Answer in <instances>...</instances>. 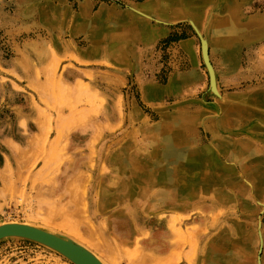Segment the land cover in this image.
I'll list each match as a JSON object with an SVG mask.
<instances>
[{
    "label": "rangeland",
    "instance_id": "obj_1",
    "mask_svg": "<svg viewBox=\"0 0 264 264\" xmlns=\"http://www.w3.org/2000/svg\"><path fill=\"white\" fill-rule=\"evenodd\" d=\"M53 1L0 0V224L61 233L106 264H215V248L264 264V32L251 25L264 0L239 4L230 51L214 0L180 21L135 8L148 0H96L168 28L128 64L82 57L86 40L51 11L78 0ZM179 70L193 71L184 88L169 85ZM0 264L73 263L7 238Z\"/></svg>",
    "mask_w": 264,
    "mask_h": 264
},
{
    "label": "crops",
    "instance_id": "obj_2",
    "mask_svg": "<svg viewBox=\"0 0 264 264\" xmlns=\"http://www.w3.org/2000/svg\"><path fill=\"white\" fill-rule=\"evenodd\" d=\"M211 1L212 0H148L141 5H135V8L142 10V12L147 15L154 14L157 19L163 21H180L188 17L196 19L197 14L200 15L202 11H205L206 3ZM244 1L245 0H214L216 4L214 7H211V9L213 8L220 14L215 20L216 23L213 22L212 24L215 25L219 23L221 27H224L225 29L219 27V32L221 33H227L229 30L231 32V36L229 37L230 40L225 37H221L219 40L216 39V47L228 51L236 48V39L233 40L232 37L240 33L235 27L239 25L237 15L241 7L239 4ZM230 5L234 11L233 18L230 17ZM77 8V11L74 12L69 10L64 11L61 16V12L57 14L56 9L51 8V11L54 10L52 13V20L56 19L59 15V23H63L67 30L69 29L73 34L82 36V38L86 40V45H83L81 56L87 59L107 58V60L113 64H128L131 58L130 54L133 49H135L136 44L142 43L148 46L152 43H156L163 36L168 34V28H165L163 24L152 23L138 14L136 10H119L105 3H98L96 0H78ZM228 24L231 27L229 30L225 27ZM251 25L255 30L258 32L262 30L263 33L264 15L258 14L253 16ZM211 32H218L217 27L213 26ZM61 33L64 34L63 32ZM194 47L195 45L190 38L181 40L179 44V48L184 53L193 52ZM192 77L193 71L191 70L176 71L170 78L169 85H174L177 82L178 86L184 88V85H188V83L183 82H189ZM145 95H148L147 89L145 90ZM178 121L179 127H181L183 121L188 122V125H190L192 117H188L184 114L179 115ZM5 167H7L6 159H4L1 168ZM1 189H3L2 185H0V191Z\"/></svg>",
    "mask_w": 264,
    "mask_h": 264
},
{
    "label": "water",
    "instance_id": "obj_3",
    "mask_svg": "<svg viewBox=\"0 0 264 264\" xmlns=\"http://www.w3.org/2000/svg\"><path fill=\"white\" fill-rule=\"evenodd\" d=\"M7 238H20L36 242L58 252L73 264H104L97 255L74 239L33 224L1 223L0 241Z\"/></svg>",
    "mask_w": 264,
    "mask_h": 264
},
{
    "label": "bare ground",
    "instance_id": "obj_4",
    "mask_svg": "<svg viewBox=\"0 0 264 264\" xmlns=\"http://www.w3.org/2000/svg\"><path fill=\"white\" fill-rule=\"evenodd\" d=\"M194 27V26H193ZM201 38V37H200ZM204 52V50H203ZM205 54V53H204ZM204 57V56H203ZM206 62V61H205ZM211 76V75H210ZM197 161V159H195ZM160 178V177H158ZM158 202L161 200L159 199V197L157 198ZM75 214H68V219H72L74 217ZM185 223L182 222L180 223V227H185L184 226ZM187 228V227H186ZM76 241V240H75ZM78 242V241H77ZM80 243V242H78ZM81 244V243H80ZM83 245V244H82ZM84 246V245H83ZM86 247V246H85ZM87 248V247H86ZM89 249V248H88ZM90 250V249H89ZM94 253V252H93ZM95 254V253H94ZM96 255V254H95ZM211 256L213 257L214 261H215V264H233L235 261H234V257L230 254H228L227 252L221 250V249H214L211 253ZM97 257L104 263L106 264L107 262H104L98 255ZM153 255L152 254H146V255H143V263L145 264H163L161 261L154 259L152 258ZM152 262V263H151Z\"/></svg>",
    "mask_w": 264,
    "mask_h": 264
}]
</instances>
